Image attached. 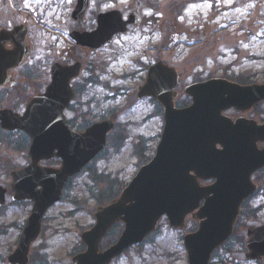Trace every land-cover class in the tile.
<instances>
[{"label": "rangeland", "instance_id": "rangeland-1", "mask_svg": "<svg viewBox=\"0 0 264 264\" xmlns=\"http://www.w3.org/2000/svg\"><path fill=\"white\" fill-rule=\"evenodd\" d=\"M94 1L99 5L102 0ZM124 1L114 0L119 4L115 8L129 4ZM173 1L179 2L174 14L170 9V0L147 1L153 5L145 8L144 27L120 35L110 46L93 56V60H99V84L86 85L87 79L96 72L94 67L86 69L92 61L90 58L83 60L88 63L76 82L80 88L74 100V110L68 112L69 118L84 126L93 120L111 119L117 126L112 132V144L88 169L73 179L63 200L48 210L43 219V234L32 247L29 264H75L72 258L82 249L81 232L95 223L96 207L113 195L111 189L101 192L98 185L107 177L100 174L107 173L112 178L116 175L117 181L123 179L124 184L130 181L140 163L148 159L136 156L134 147L140 143L138 140L141 137L149 142L146 146L149 148L148 156L153 157L165 120L150 98L137 97V88L145 80L149 63L161 60L178 69L181 79L177 104L181 106L186 102L183 96L185 86L200 76L202 80L206 79L207 74L249 81V84H264V0ZM29 3L38 12L42 11L43 5L49 7L44 10L49 13L47 21L50 23L44 29H39L35 21L31 25L32 31L27 40L34 51L20 69L14 70L20 88L10 90L6 87L8 92L7 89L0 90V109L7 107L23 112L29 97L44 89L55 62L51 54L54 50L49 48L48 41L57 40L53 37L56 27H68L70 0H26L25 6ZM199 29L205 32V36L204 33L197 35ZM80 55L82 52L78 51ZM31 69L34 71L30 72ZM25 83L28 88L23 92L21 87ZM103 114L106 115L102 117ZM228 115L231 116V113ZM249 116L264 122V103ZM120 138L123 142L117 143ZM20 145H24L21 134L8 133L0 127V184L9 185L7 173L29 162L27 151H22ZM253 180L258 184V190L247 201L233 239L215 252L211 264H264V260L251 261L245 255L247 227L264 225V170L255 173ZM109 183L102 186L104 190L110 188ZM10 196L8 204L0 210V264H7L11 250L17 247L32 208V203L16 204ZM186 226L182 232L175 230L163 218L150 239L130 248L111 264H188L182 236L187 231H193L195 225L189 220ZM122 230L123 226L118 224L104 239L103 249L113 243Z\"/></svg>", "mask_w": 264, "mask_h": 264}, {"label": "water", "instance_id": "water-1", "mask_svg": "<svg viewBox=\"0 0 264 264\" xmlns=\"http://www.w3.org/2000/svg\"><path fill=\"white\" fill-rule=\"evenodd\" d=\"M88 4L89 0H78L72 17L76 20L84 15ZM134 18L139 24L140 18L133 14L131 19ZM127 24L118 11L101 14L96 31L77 33L73 38L85 46L99 47L112 35L126 32ZM13 33H19L20 40L14 59L3 55L2 45L7 34H2L0 39V83L7 68L18 65L30 53L23 46L25 32ZM80 71L79 63L68 67L57 64L52 68L53 83L45 94L28 102L23 115L8 109L0 111L1 127L20 128L32 137L31 164L12 173L15 199H32L35 203L11 263L28 262L30 247L41 233L46 210L60 200L70 176L81 171L103 150L107 132L114 126L113 122L103 121L81 133L69 128L63 110L69 106L74 93L70 80ZM178 79L176 68L166 64L159 62L150 69L140 96L157 98L166 109L167 119L157 156L140 170L114 202L98 208L96 224L81 235L87 249L74 258L78 264H109L129 246L142 242L157 228L164 214L170 226L182 228L188 214L199 208L200 228L185 237L189 264H209L215 249L232 235L241 205L255 192L251 176L264 167V149L257 147V142H264V124L258 125L255 120L244 117L234 122L222 112L230 107L251 110L264 100V84L242 86L218 79L191 85L186 93L194 98L193 106L176 110L173 88ZM217 144L223 146L221 150L216 148ZM53 156L62 157L60 168L39 165ZM212 178L216 181L211 186L201 187L197 181ZM5 193L0 187V206ZM202 200L205 204L200 207ZM117 221L124 222L125 230L116 244L101 252V239ZM248 234L251 236L248 256L262 258L264 226L251 227Z\"/></svg>", "mask_w": 264, "mask_h": 264}, {"label": "flooded vegetation", "instance_id": "flooded-vegetation-1", "mask_svg": "<svg viewBox=\"0 0 264 264\" xmlns=\"http://www.w3.org/2000/svg\"><path fill=\"white\" fill-rule=\"evenodd\" d=\"M25 1L26 0H0V30H2V29L11 30L14 26H17V25L19 26V25L25 24L28 27L29 32H30V30H32V26H31L32 20H34L35 22H38V24H39L38 27H43V28L45 26L47 27V24L50 23L47 21V19L49 18V13L47 14V12L44 10V8L47 10L49 7H46L45 5H43V8L41 9L42 11L38 12V11H34V8H32V3H29L25 6ZM147 1H153V0H127L126 2H129L128 5L121 6V7L119 6V8H115L116 7L115 5H117L118 2H114V0H102L99 3V5H96V1L91 0V4H90L91 6H90V8H88L87 13L85 14L84 21L81 23H79V22L75 23L71 20V17H70L72 10L75 7L74 6L75 2L70 0V3H69L70 12L68 14L70 19L68 17L67 29L61 28L59 26L56 27L57 30L55 31L53 37L57 40L56 41H54V40L48 41L49 48L51 50H54L51 52V54L53 55L52 60L55 61V63H57L58 59H60L61 63L66 65V66L72 65V64H75L78 62H82L83 63L82 74H83L85 71V65H86V63H88V62H84L83 60L88 61V58H90V60H92V61H89V63L86 66V69L89 67H92V68L94 67V69H95L94 71L96 72V74L91 76L89 79H87L88 81L86 84H90V83L99 84L100 83V75H97V73H98L97 68H99V60L98 59L93 60V59H95V58H93V56L95 54H98L100 50L105 49L108 46H110L122 34L114 35L113 39H111L104 46H100L99 48H93V47H89V46L85 47V46L76 44L75 41H73V39L71 38L72 32L77 31V30L80 32H87V33L94 31L97 28L98 14L99 13H106L108 11H113V10H118V11L120 10L126 19H128L130 17V15H131L130 13H132V12H136L137 14L141 15V18H142L141 27H138L135 25H130L129 30L126 34H128L130 32V30H132V29H141L145 25V20H146L145 14H147L145 8L147 7V3H148ZM170 1H172V0H170ZM123 2H125V1L123 0ZM170 4H171V2H170ZM118 5H117V7H118ZM175 10H176V4L171 7V12L174 14ZM65 11H67V10H65ZM152 11H154V10H152ZM154 12L156 13V11H154ZM19 18L22 19V21H20ZM63 32H67V33L64 34ZM58 33H59V35H58ZM203 33L205 36V32H203L201 29L197 30V35H202ZM13 46H14V43H12L11 41H8L5 44V48L8 51L12 50ZM78 51L82 52V56L81 55L78 56ZM57 53H58V55H57ZM56 57H58L57 60L55 59ZM14 70L10 71L9 73L15 79ZM33 71H34L33 69L30 70V72H33ZM82 74H80L77 79L73 80L74 81L73 85L77 89L80 86L77 85L76 82H78V80L82 76ZM241 83H243V82H241ZM18 84H19L18 79H16V81L13 85H11L9 82L8 84H5L4 86L0 87V90H6L7 89V92H8L9 89L6 87H10V90L19 89L20 87L18 86ZM244 84H246V83H244ZM46 86H47V83H46ZM46 86H44V89L46 88ZM21 88H22L23 92H26L28 85L25 83ZM16 91L18 92V90H16ZM256 109H258V108H256ZM256 109H254V110H256ZM254 110H252V111H254ZM230 113H231V116H233L235 119L242 115V113L240 114L235 109H231L228 112V114H230ZM251 113L252 112L247 113L245 116L252 119V117L249 116ZM236 114H238V115H236ZM256 120L260 123H263V122L259 121L258 119H256ZM6 189L8 191V195H9L10 191L8 189V186ZM11 252H12V250H11Z\"/></svg>", "mask_w": 264, "mask_h": 264}]
</instances>
